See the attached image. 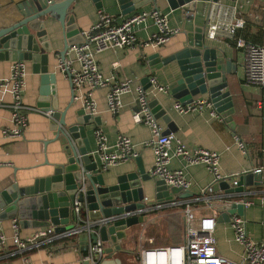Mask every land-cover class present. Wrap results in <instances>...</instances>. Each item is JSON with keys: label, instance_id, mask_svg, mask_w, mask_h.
<instances>
[{"label": "crops", "instance_id": "0c3cea01", "mask_svg": "<svg viewBox=\"0 0 264 264\" xmlns=\"http://www.w3.org/2000/svg\"><path fill=\"white\" fill-rule=\"evenodd\" d=\"M101 2L102 6L99 9L90 0H80L73 5L70 12L74 16L79 32L87 30L96 22L99 10L108 13L117 22H120L133 13L151 11L155 8L167 16L168 25L171 28H176L177 32L162 45L143 44V41L148 40L157 30L153 21L147 19L144 23L134 27L137 40L142 43L141 45L121 49H104L95 53L94 57L101 73L105 77H113L111 83L129 80L131 86L128 92L121 95V105L115 114L111 113L107 106V95L110 87L103 86L91 90V98L94 102L93 116H98L100 119V124L96 125L88 134L92 151L96 146L95 130L100 129L104 133L111 150L115 149L117 136L124 134L132 141L137 153L136 157H140L145 172L150 176L149 171L153 166V152L150 147L144 145V142L152 137L151 130L148 125L136 122L133 113L138 111L136 87L138 85L144 87L141 80L145 76L153 77L166 91H159L150 87L147 89L148 101L155 98L166 110L175 129L170 133L176 135L189 148L202 147L218 152L220 174L231 175L238 179V176L244 172H252L257 167L262 168V181L259 186L245 185L243 192L232 193L233 197L223 200L222 198L227 194L218 189L215 192H209L206 196L208 201H206L201 192L212 184V174L203 164H186L182 159L172 157L168 164L169 168L172 170L183 169L191 185L187 192L192 196L189 198L180 197L178 200L189 203L196 214H213L216 217L219 215V206L238 198L250 200L252 204L244 208L242 215L245 219L246 232L252 240L264 241V114L252 106L254 100L261 96L264 89L244 80L243 51L226 37L218 36L214 39L204 37L207 46L215 48L216 52L224 58L223 63L231 65V72L225 74L227 86L224 91L226 90L230 95L233 106L226 115L216 112L213 107L187 113L176 111L173 107L176 99L170 95V89L179 77L177 65L172 61L159 67L155 66L159 64L157 63L159 60L174 54L187 45H191L195 27H202L204 32L207 11L216 2L235 7L236 16L244 19V26L237 31V36L264 46V0H218L213 3L196 1L193 11H184L181 8L171 9L167 0H150L146 1L140 8L126 14L121 13L116 0H101ZM18 4L31 10H36L39 7V2L36 0H0V27L9 25L20 17L17 10ZM44 25L52 42V48L61 49L59 24L48 19L44 21ZM53 32L56 35H52ZM153 54H157L158 58L149 60L148 57ZM68 58L74 60L72 51L67 53L66 59ZM16 61L15 56L12 60H0V79L10 75L11 65ZM73 64L76 65L75 61ZM23 65L22 101L26 105L36 106L39 74L32 72L29 61H24ZM49 65V71H52L53 67L57 70L60 69L58 57L49 55ZM58 74V105L62 109L68 102L70 91L66 75L61 72ZM83 89L85 88L83 87ZM207 97L206 94H197L194 99H207ZM6 100L8 101L9 98L6 97ZM81 107V101L74 100L67 113V122L73 120L75 111ZM25 116L27 124L22 137L10 139L0 135V191L11 184H15L24 195L56 190L63 186L62 170L59 166L67 162L62 145L59 140L54 139L55 134L49 130V118L36 112H26ZM155 121L163 132L166 129V124L160 118L155 119ZM12 123L9 107H0V128L10 127ZM235 134L241 137L245 143L251 145L249 157L243 154L234 143ZM136 157L111 165L103 170L99 168L102 171L105 184H112L119 175L134 171L136 169L134 161ZM96 160L99 167L98 158ZM155 179L159 178L150 176L149 180L141 182L142 195L148 198L150 204H160V207L156 208L154 212L172 208L167 206L169 201L158 202L155 200ZM151 214L142 215L144 226L140 223L128 228L126 237L120 241V250H114L111 254L104 255L98 264H138L136 252L139 242L136 235L132 234L137 230V227L147 226V222L150 220L149 218L147 220V216ZM0 222L4 234L7 236V246L10 249L12 248L10 241L12 235L11 218L0 220ZM47 226L39 227L34 226L32 222L22 223L19 221V234L22 238H28ZM213 235L216 251L219 255L233 262L242 260L243 247L234 240L230 222H217L215 218ZM65 238L67 237L56 233L50 243L28 251L26 255L30 263L83 264L81 259L86 253L89 243L87 233L81 232L73 235L72 238L68 237L64 241L61 240ZM103 245L104 248L109 247L107 242H103ZM19 263L20 260L17 257L2 255L0 252V264Z\"/></svg>", "mask_w": 264, "mask_h": 264}, {"label": "water", "instance_id": "95a60500", "mask_svg": "<svg viewBox=\"0 0 264 264\" xmlns=\"http://www.w3.org/2000/svg\"><path fill=\"white\" fill-rule=\"evenodd\" d=\"M36 1L39 2L36 10L18 4L20 17L13 23L0 27V60H12L15 56L17 61H29L32 72L39 74L35 105L44 111H51L52 119L48 127L55 134L54 139L61 143L67 162L59 166L62 170L63 186L56 190L24 195L15 184H11L0 191V220L17 218L22 223L32 222L34 226L52 225L56 233L70 230L78 220L87 221V227L97 228L87 234L89 240H100L109 244L108 248H104V256L114 250H120V241L126 237L127 229L143 222L142 215L125 219L119 218L118 215L143 207L140 201L143 196L141 182L149 180L150 176L145 172L140 157H136L134 171L119 175L112 184H105L98 162L90 154L92 148L88 136L89 132L100 124V119L81 107L75 111L73 120L67 122V113L74 103L70 74L54 67L49 71V55L64 61L68 48L82 40L74 16L70 12L73 5L80 0ZM90 1L96 8H101V0ZM146 1L150 0H116V3L121 13L126 14L140 8ZM196 1L213 3L218 0H167V3L171 9L193 11ZM48 19L59 24L61 49L52 48L44 25V21ZM194 32L191 45L159 60V64L155 66L159 67L172 61L177 65L179 77L170 89V95L176 100L189 103L194 100L195 95L206 94L214 110L226 115L233 106L230 95L224 91L227 86L225 74L231 72V65H225L224 58L216 49L207 46L202 27H195ZM51 34L56 35L55 32ZM156 58L157 54L148 57L149 60ZM60 72L66 75L70 91L68 102L62 109L58 105L57 93V76ZM141 84H144V90L149 89V77L145 76ZM148 107L154 119L160 118L166 124L162 134L175 131L170 116L157 99L148 101ZM229 180L226 178L214 181L210 192L222 190L227 194L222 200L228 199L233 197L232 193L243 192L245 185L259 186L262 176L259 173L244 172L238 176L235 183L232 180L230 183ZM175 194L179 198L192 196L179 187L168 186L163 179L154 180L156 201H170ZM75 201L82 203L78 215L73 210ZM123 203L124 205H121ZM244 208L242 203L234 202L219 206L216 221L229 222L234 213L242 216ZM83 264L89 263L84 261Z\"/></svg>", "mask_w": 264, "mask_h": 264}, {"label": "built area", "instance_id": "2783aa9c", "mask_svg": "<svg viewBox=\"0 0 264 264\" xmlns=\"http://www.w3.org/2000/svg\"><path fill=\"white\" fill-rule=\"evenodd\" d=\"M151 19L157 30L143 44H164L171 35L177 32L176 28L168 25L167 16L157 8L151 11L133 13L120 22L108 13L99 10L96 22L87 30L80 32L82 40L72 44L68 53H74V60L64 59L60 61V69L68 71L73 87L75 101L80 100L82 107L93 114L94 102L91 98V90L97 87L107 86L110 91L107 95V106L111 113L115 114L121 105V95L130 90V81L123 80L118 83L112 81L113 77H105L98 68L95 53L104 49H121L125 47L139 46L142 43L137 40L134 32L136 25ZM244 19L236 16L235 7L214 3L206 14L205 37L214 39L223 36L230 39L237 48L243 51L244 80L247 83L257 85L264 89V46L244 40L237 36V31L244 26ZM75 61L76 65L73 64ZM24 65L22 61H16L11 65L10 75L0 79V107L7 106L11 110L12 126L0 128V135L10 139L20 138L24 134L27 124L26 112H36L52 119L51 111H44L36 106H29L22 101ZM150 87L159 91H166L153 77H149ZM83 87L86 89H83ZM142 86L136 87L138 111L133 113V118L138 123L149 126L152 137L144 142L153 152V166L149 171L151 177L163 179L168 186L179 187L183 191H189L190 182L186 178L183 169H170L168 164L172 157L182 159L186 164H203L213 176V182L229 178L235 183L236 178L231 175H223L219 172V153L202 147L189 148L173 133L162 134L150 109L148 107V93ZM6 97L9 100H6ZM253 108L264 114V92L253 102ZM173 107L179 113L201 111L203 108L212 107L209 99H194L189 103L176 100ZM96 146L90 154L98 158L101 170L119 164L127 159L136 157L134 145L130 138L119 134L115 142V149L111 150L107 144L104 133L95 130ZM234 143L247 157L250 156L251 145H248L238 135H234ZM261 174L262 168L252 170ZM212 182V183H213ZM208 185L202 193L203 198L210 192ZM208 192V193H206ZM177 194L167 203L169 207L183 206L184 231L181 242L178 244H167L163 246H141L136 252L138 264H264V241L252 240L245 229V219L236 213L230 216V225L233 229L234 240L243 247V257L239 262H233L219 255L215 247L214 230L215 218L213 214H196L187 202H180ZM143 207L123 212L118 215L125 219L130 216L143 215L155 211L160 204L149 203L148 198H141ZM242 203L244 207L251 205L250 200L238 198L224 205ZM121 205H124L121 204ZM82 203L75 201L74 213L78 215ZM143 225V223H141ZM144 226V225H143ZM11 246L8 248L7 236L4 234L0 222V252L2 255L17 257L19 264H31L26 253L53 241L56 232L54 226H47L31 237L22 238L19 234V221L11 218ZM81 232L87 234L94 229L87 227V221L77 224L70 230L61 232L63 237H70ZM89 239V238H88ZM104 254V245L100 240L92 242L89 240L86 253L82 256V262L97 264Z\"/></svg>", "mask_w": 264, "mask_h": 264}, {"label": "rangeland", "instance_id": "374dc122", "mask_svg": "<svg viewBox=\"0 0 264 264\" xmlns=\"http://www.w3.org/2000/svg\"><path fill=\"white\" fill-rule=\"evenodd\" d=\"M148 218L150 220L147 222V226L137 227V230L132 234L136 235L139 245L143 247H145V245H154V243L165 245L164 242H167V244H169V242L175 238L177 225H183L182 211L175 207L166 208L161 212H154L150 216H147V220ZM182 234L183 232L181 231L177 232L175 239H179ZM149 236L150 238H147Z\"/></svg>", "mask_w": 264, "mask_h": 264}, {"label": "trees", "instance_id": "16d2710c", "mask_svg": "<svg viewBox=\"0 0 264 264\" xmlns=\"http://www.w3.org/2000/svg\"><path fill=\"white\" fill-rule=\"evenodd\" d=\"M257 44V43H256ZM182 207L183 206H179V207H175V208H178V209H182ZM154 211H152V212H150V213H153ZM182 221V220H181ZM94 230H97V228H95ZM183 232L184 231V226L181 224L180 226L179 225H177V232ZM176 232V231H175ZM177 232L175 233V238H176V236H177ZM71 238L73 237V236H70ZM175 238H173L170 242H169V244H177V243H179L180 241H181V239H182V236H180V238L179 239H175ZM66 239H68V237L67 238H65V239H61V240H66ZM165 243V245L167 244V242H164ZM153 246H163V244H161V245H159V244H157V243H154V245Z\"/></svg>", "mask_w": 264, "mask_h": 264}]
</instances>
